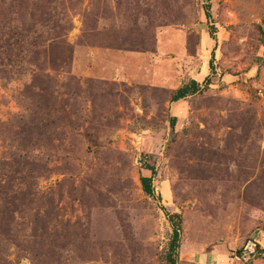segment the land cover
Returning <instances> with one entry per match:
<instances>
[{
  "label": "rangeland",
  "instance_id": "obj_1",
  "mask_svg": "<svg viewBox=\"0 0 264 264\" xmlns=\"http://www.w3.org/2000/svg\"><path fill=\"white\" fill-rule=\"evenodd\" d=\"M176 215L264 264V0H0V264H167Z\"/></svg>",
  "mask_w": 264,
  "mask_h": 264
},
{
  "label": "trees",
  "instance_id": "obj_2",
  "mask_svg": "<svg viewBox=\"0 0 264 264\" xmlns=\"http://www.w3.org/2000/svg\"><path fill=\"white\" fill-rule=\"evenodd\" d=\"M208 16V15H207ZM214 28H211V33L210 35L214 37ZM199 91V84L195 81L190 82V84L185 85L178 89L177 91L174 92V94L171 97V103H177L181 100L186 99L188 96L195 95ZM142 191L144 194L148 197H153L154 196V191L152 188V180L151 178H141L140 179ZM176 219L177 224L173 226V234L169 246V254L167 255V264H175L172 254L176 252V250L179 247V228H180V223H181V217L180 216H173L170 218V222Z\"/></svg>",
  "mask_w": 264,
  "mask_h": 264
},
{
  "label": "built area",
  "instance_id": "obj_3",
  "mask_svg": "<svg viewBox=\"0 0 264 264\" xmlns=\"http://www.w3.org/2000/svg\"><path fill=\"white\" fill-rule=\"evenodd\" d=\"M257 247H261V244L258 240L253 239L251 242H249V245L245 248V250L248 249L249 253L251 255L255 254V251H257Z\"/></svg>",
  "mask_w": 264,
  "mask_h": 264
}]
</instances>
